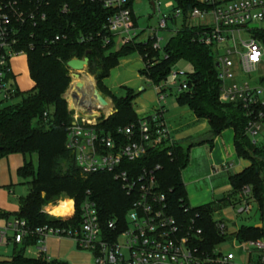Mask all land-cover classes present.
<instances>
[{"label": "trees", "instance_id": "trees-1", "mask_svg": "<svg viewBox=\"0 0 264 264\" xmlns=\"http://www.w3.org/2000/svg\"><path fill=\"white\" fill-rule=\"evenodd\" d=\"M136 1L129 0V7L137 25L134 14ZM145 1L151 3L153 0ZM171 1L174 2V10L181 11L184 24L162 50L154 49L151 40L138 41L139 37L117 47L115 39L105 30L112 12L97 2L69 1V9L64 11V0H52L43 9L45 19L37 17L22 26L16 49L27 55L34 86L25 92L18 91L17 98L21 97V101L0 109V159L13 154L22 155L25 163L18 170V176L23 184L30 185L31 190L20 199L18 213L9 214L0 210V218L25 220L28 234L21 243L10 244L13 246L12 255L7 260H0V264H70L30 257L28 250L41 240L36 233L38 228L78 229L82 205L90 199L98 204L104 220H116L121 226H127V214L135 202L134 194H128L122 181L117 180L113 173L82 176L73 153L67 148L71 115L64 96L71 77L66 64L86 57L89 58L88 71L95 77L98 90L113 100V115L107 120L102 119L99 125L114 136L120 128L137 123L140 118L135 108L138 96L135 90L123 87L125 93L114 96L104 85L122 59L139 54L144 62L140 75L151 86H158L167 80L181 60L193 64L194 71L186 73L189 89L176 94V103L180 107H188L198 119L208 121L211 138L206 143H211L226 129L234 130L236 153L251 165L230 176L232 192L218 202L239 206V194L249 186L263 228L242 225L236 238L240 242L264 240V145L254 144L247 133L249 117L241 104L220 102L221 84L213 50L198 41L197 36L202 30L187 24L189 13L196 7L204 6L198 0ZM58 36L61 37L59 42L55 41ZM256 36L264 44V31L258 30ZM107 37H111V43L105 45ZM83 38L86 40L82 41ZM7 77L15 79L16 76L11 74ZM260 82L264 83V77ZM161 118L163 120V116ZM150 122L154 127L151 119ZM196 144L184 148L167 139L160 146L150 148L143 159L125 162L123 168L134 171L135 177L144 170L153 172L156 191L166 197L168 214L182 229L190 230L192 246L199 254L207 255L226 242L228 236L219 229V224L224 222L215 218L218 206L214 203L197 207L190 205L183 172L190 164V148ZM34 156L37 157V165L33 161ZM63 197L75 201L76 214L73 218L63 220L42 212L43 207ZM198 229L201 234H197Z\"/></svg>", "mask_w": 264, "mask_h": 264}, {"label": "built area", "instance_id": "built-area-1", "mask_svg": "<svg viewBox=\"0 0 264 264\" xmlns=\"http://www.w3.org/2000/svg\"><path fill=\"white\" fill-rule=\"evenodd\" d=\"M52 0H1L0 2V94L4 100L17 98L19 91L15 79L8 78L13 73L11 60L26 53L16 48L20 43L19 32L28 21L39 17L45 19V5ZM63 10L68 11L69 1L81 3L97 2L112 12L105 25L106 32L121 45L140 40L139 27L134 21L129 7V0H64ZM155 12L163 13V6L172 10L159 20L153 37L156 50H162L163 38L160 31H170V23L181 19L180 10H174L171 0H153ZM164 2V4H163ZM203 8L196 7L188 15L187 24L202 30L198 41L213 50L217 77L220 81V102L223 104H241L247 111L249 122L247 133L256 145H264V138L259 137L264 131V86L261 78H252L264 62V44L256 36L258 30L250 25L264 23V0H198ZM163 15V14H162ZM177 28L173 35L179 32ZM89 39H92L89 37ZM87 38V40H89ZM83 38L82 41H85ZM55 41H61L56 37ZM142 41V42H147ZM111 43V37L104 41ZM220 51V53H218ZM218 64V66H217ZM71 84L65 94L71 125L67 134V148L75 158L82 176L88 177L99 172L115 174L121 180L128 194H134L135 202L127 214V226H121L116 220L106 221L102 218L98 204L87 200L81 209V224L78 229L38 228L41 236L39 252H44V242L48 236L69 237L81 251L91 254L95 264H264V240H237L233 244L235 252L225 253L217 248L212 254L200 255L192 246V233L182 229L176 219L166 209V197L156 191L153 172L144 170L135 177L131 169L123 168L125 162H137L147 156L150 148L160 146L163 141L172 138L165 124L162 104L170 91L177 93L188 91L187 77L179 83L180 72H171V83L167 80L155 86L159 107L153 115L140 117L137 123L120 128L116 136L100 127L102 119L107 120L114 113L113 100L98 90L95 77L85 67L83 71H74L66 64ZM186 76V73H184ZM168 77V78H169ZM167 78V79H168ZM94 83L93 105H86V88L75 84L76 80ZM86 86V84H85ZM104 100V102H103ZM94 102L96 104H94ZM150 119L154 123L151 125ZM227 169L228 166H225ZM238 214L250 216L253 212V196L249 186L239 194ZM59 203V202H58ZM45 206L43 213L52 217L69 220L76 214L73 201L71 215L54 216ZM70 216V218H69ZM193 229V228H191ZM220 231L227 235L225 223L219 224ZM28 234L27 222L14 218L0 227V248H7L11 243H21ZM201 234V230H197Z\"/></svg>", "mask_w": 264, "mask_h": 264}, {"label": "crops", "instance_id": "crops-1", "mask_svg": "<svg viewBox=\"0 0 264 264\" xmlns=\"http://www.w3.org/2000/svg\"><path fill=\"white\" fill-rule=\"evenodd\" d=\"M135 17L137 18L136 14ZM137 26L139 27L138 20ZM121 62L122 65H126L131 63V60L129 58H124ZM122 65L121 63L119 64V66ZM143 68L144 62L143 65L139 64L135 68L132 75L129 74L123 79L121 83L122 87H129L134 90L137 82L142 79L144 80L142 76H140L138 80L136 77L138 74H136V70H139V76ZM15 76V82L18 87L17 75ZM18 89L20 91L19 87ZM143 91H145V89L142 90V92ZM148 95H150L153 101V107L146 110L148 111L146 115H153L159 107V101L155 98L156 92L152 91ZM171 95H173V91L169 92L167 98ZM168 99L162 104L163 118L172 140L175 143L181 144L184 148L198 143L190 148V164L183 172V179L186 184L190 205L192 207H197L214 203L218 206L215 215L218 216L217 220H222L226 224L228 240L232 241L233 246V244L237 242V232L242 226L239 223V206L230 204L225 205L218 201L232 192V187L229 183L230 176L241 173L249 167L251 163L238 157L235 149V132L232 128L224 130L219 136L215 137L211 143H206L205 141L211 138V130L208 121L198 119L188 107H180L176 103V100L169 105ZM15 155L21 156L23 160V163L19 164V167L13 169L18 183L22 184L18 176V170L24 165L25 158L20 154H13L5 158L9 159ZM225 166H228V168L226 169ZM14 185L16 184L13 182L12 172L9 169V177L6 180H1L0 177V192L3 191V193H6L5 189L9 190ZM0 210L9 214L18 213L20 210V201L18 208L12 210L9 207H5L0 200ZM69 212H71V210ZM251 216L252 215L247 217L250 218ZM6 221L7 220H5V222ZM5 222L0 224V227L3 226ZM33 248V254L30 253V249L28 250V255L30 257H42L49 261H67L70 264H95L91 254L81 251L74 240L69 237L58 238L48 236L44 242V252H39L37 248Z\"/></svg>", "mask_w": 264, "mask_h": 264}, {"label": "rangeland", "instance_id": "rangeland-1", "mask_svg": "<svg viewBox=\"0 0 264 264\" xmlns=\"http://www.w3.org/2000/svg\"><path fill=\"white\" fill-rule=\"evenodd\" d=\"M134 11L137 16L138 23H139V29H140L139 32H140L141 41H147L149 37L154 36L155 29L158 28L159 20L164 16V14L171 15L173 13L172 10L166 9L164 6H163V13H160V12L154 13L151 4L145 0L136 1L134 3ZM181 24L182 22H181V19L179 18L178 20H175L174 22L170 23V28L172 30L158 32V36L164 39L162 42V46L166 45V43L172 37L174 31L177 28L181 27ZM250 28H258V29L264 28V23L252 24L250 25ZM116 45L117 47H120L121 45L120 39H117ZM218 53H220V51H218ZM127 58L131 60V63L122 65V62L120 61L122 66H118L115 69H113L111 71L110 77L106 79L104 82V85L110 90V93L114 96H121L123 95V93H125L124 88L121 85V83L123 82V79L129 74L132 75L134 73L135 68L139 64L143 65L141 56L139 54H134ZM11 69L14 72V74L17 75V84L21 92H25L33 88L34 83L30 78L27 55L21 54V55H17L13 57L11 60ZM193 71H194L193 64L186 60H181L173 68V72L181 73L179 74V79H180L179 83L185 80L186 76L184 75V73H192ZM137 73L139 74V70H136V74ZM138 74L136 77L139 80V77L141 75L138 76ZM259 77H264V62L261 64L258 72L253 74L252 76V78H259ZM167 83L168 84L171 83V77L167 79ZM262 84L264 86V83ZM142 88L145 89V91L140 92ZM134 90L136 91V93H138V96L135 100V108H136L138 115L140 117L150 116V114L146 115V112L148 113V111L146 110L153 107V101L151 100L150 95L148 94L152 91L156 92L155 86H151L150 82L144 77V80L142 79L141 81L137 82ZM176 94H177V91L173 90V95L169 96L168 97L169 99L166 98V100L168 99L169 105L172 102H175L174 100H176ZM103 95L106 98L109 97L105 94ZM155 96H156L155 98H157L158 100L157 92ZM19 101H21V97L15 98L10 101H6L4 100L3 95L0 94V109L7 107L9 105L18 103ZM262 138H264V131L262 132V135L259 137V140H262ZM33 158H34V163L36 165L37 163L36 156H34ZM21 163H23V160H22V157L19 155L12 156L9 159H6V158L0 159L1 180H6L9 177V169H10L12 172L13 182L14 184H16L13 187H11L9 190L5 189L6 193H3V191L0 192L1 202L4 204L5 207H9L12 210H16L18 208L20 199L25 198L31 190V187L29 184H23V183L19 184L16 175H14L13 169H15V167L16 168L19 167V164ZM67 200L71 201V199H67L63 197L53 204L54 206H57L58 204H60V202L62 203L63 201H67ZM71 205H72V202H71ZM253 205H254V209L251 214L252 216L250 218H248L247 215H244V214L238 215L239 223L241 225H255L256 226V225L262 224L261 215L257 210V204L253 203ZM215 218L217 219L218 216L215 215ZM5 220L6 219L0 218V224L4 223ZM219 249H221L225 253L235 252V249L232 246L231 240H227L226 242L221 244ZM30 250H31L30 253L33 254L32 252H34V248H30ZM12 252H13V246H10L6 249L1 248L0 249V260H7L12 255Z\"/></svg>", "mask_w": 264, "mask_h": 264}, {"label": "bare ground", "instance_id": "bare-ground-1", "mask_svg": "<svg viewBox=\"0 0 264 264\" xmlns=\"http://www.w3.org/2000/svg\"><path fill=\"white\" fill-rule=\"evenodd\" d=\"M75 84H83L82 86L86 88L84 102L86 105H89V106L93 105L92 99L94 98V94L96 92L94 90L93 81L91 79H88L87 81L84 82V81L77 79L75 81ZM94 104L96 103L94 102ZM71 202H72V205H71ZM70 208H71V212H69ZM72 209H73V201H69V200L63 201L62 203L60 202V204H58L57 206H51L47 208L48 212H50L52 215L54 214V216L71 215Z\"/></svg>", "mask_w": 264, "mask_h": 264}, {"label": "water", "instance_id": "water-1", "mask_svg": "<svg viewBox=\"0 0 264 264\" xmlns=\"http://www.w3.org/2000/svg\"><path fill=\"white\" fill-rule=\"evenodd\" d=\"M150 4L153 8V11L155 12L154 2H151ZM88 65H89V58L88 57H86L82 60L81 59H74V60H71L70 62H68V67L74 71H83L85 69V67H88ZM217 66H218V64H217ZM142 90H144V89H141L140 92H142ZM103 102H104V100H103ZM256 227L261 229V228H263V225L260 224V225H257Z\"/></svg>", "mask_w": 264, "mask_h": 264}]
</instances>
